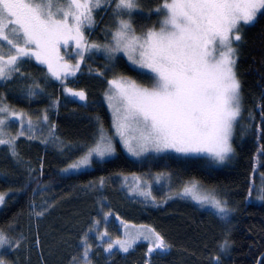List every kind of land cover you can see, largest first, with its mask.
I'll return each mask as SVG.
<instances>
[{"label": "trees", "instance_id": "obj_1", "mask_svg": "<svg viewBox=\"0 0 264 264\" xmlns=\"http://www.w3.org/2000/svg\"><path fill=\"white\" fill-rule=\"evenodd\" d=\"M161 3L139 0V11L131 16L137 32L158 29L163 16L155 9ZM112 8L94 11V25L84 30L88 43L98 37L101 46L110 44L112 35H104V30ZM66 48L74 56L75 47ZM235 49L242 114L231 138L233 153L222 163L175 152L138 157L126 151L115 136L105 100L108 82L121 76L144 86L151 81L124 55L109 59L107 54L105 61L101 51L86 53L76 77L64 81L52 78L44 64L33 58L18 61L19 71L0 81V100L23 114V131L30 130L29 118L33 127L31 138L19 135L18 122L6 128L5 138L18 136L17 156L0 145V194L5 196L0 230L19 244L11 251L0 249L6 264H84L81 241L86 235L91 264H258L264 253V16L243 27ZM69 88L83 91L86 99L72 97ZM101 128L112 139L115 153L103 159L93 156L91 164L72 169L98 142ZM155 175L197 183L226 203L228 219L183 196L182 189L164 198L154 195L152 200L129 194L135 191L132 179L144 183ZM113 178L118 182H112ZM40 211L44 214L37 216ZM112 212L121 227L128 223L153 227L170 247L151 254L146 244L134 245L128 252L118 248L105 252L113 232L103 226ZM105 231L108 236L101 242L98 236Z\"/></svg>", "mask_w": 264, "mask_h": 264}, {"label": "snow or ice", "instance_id": "obj_2", "mask_svg": "<svg viewBox=\"0 0 264 264\" xmlns=\"http://www.w3.org/2000/svg\"><path fill=\"white\" fill-rule=\"evenodd\" d=\"M113 5L116 30L112 43H88L84 30L94 25V11ZM139 8V0H0V81L11 79L12 73L19 71L18 61L24 57L47 65L51 75L60 80L76 74L86 53L104 51L109 59H114L116 53L122 52L151 81L150 86H144L121 76L108 82L106 99L113 125L127 151L134 156L171 151L222 163L233 153L231 138L242 114L233 43L241 40V23L254 24L264 16V0H162L155 9L163 16L158 29L152 27L137 34L131 16ZM70 41L77 49L71 58L79 57L75 64L60 55L61 46H68ZM4 42L9 46L7 53ZM67 92L81 101L86 99L83 91L69 88ZM261 114L264 115V108ZM43 120L47 121V116ZM14 122L21 129L19 135H23V114L0 100V145H6L17 156L18 136L5 138L6 128ZM26 122L31 130L32 120ZM114 153L112 139L101 128L95 146L70 167L78 169L91 164L93 156L103 159ZM140 194L149 196L150 192ZM182 195L210 206L227 219L230 209L226 203L201 194L197 183L186 185ZM4 203L5 196L0 194V206ZM125 235V240H108L104 251L113 253L118 248L128 252L140 238L151 241L149 254L163 253L170 247L154 229H142L136 236ZM107 236L105 231L98 239L103 242ZM14 244L19 248L0 230V249L11 251ZM81 244L84 264H91L87 235ZM223 247H227V242ZM0 264H6L2 256Z\"/></svg>", "mask_w": 264, "mask_h": 264}, {"label": "rangeland", "instance_id": "obj_3", "mask_svg": "<svg viewBox=\"0 0 264 264\" xmlns=\"http://www.w3.org/2000/svg\"><path fill=\"white\" fill-rule=\"evenodd\" d=\"M113 8H114V5H113ZM113 8L111 9V12H110V22L108 24V26L106 27V29L104 31H106L107 33H104V35L106 34H110L112 35L114 33V31L116 30V18H115V15H114V12H113ZM95 14V12H94ZM247 25H244L243 23H241L240 27H239V35L241 36V33H242V29L243 27H245ZM137 34H140L139 32H137ZM98 40V37L96 38V40L93 41V43H97V45H100L99 42H97ZM87 41V39H86ZM71 42V41H70ZM5 43V47H4V52L7 53L8 51V47L6 45V42ZM110 43H112V37H111V40H110ZM236 43L237 42H234L233 43V47L235 48L236 46ZM68 46H74V44H68ZM74 51L76 52L77 49L75 48ZM96 52V51H95ZM117 55H124V53H116ZM60 55L61 56H64L65 57V61H67L68 63L70 64H75L77 63V61H75V59L71 58L73 55L71 54L70 51L67 50L66 46H61L60 48ZM101 55L103 56L104 60L106 61L107 60V53L104 52V51H101ZM125 56V55H124ZM126 57V56H125ZM79 58V57H78ZM77 58V59H78ZM37 63H39L35 58H33ZM40 64V63H39ZM47 69V72L48 74L56 79L55 77H53L51 75V73L48 71V68H47V65H44ZM78 73V71L76 72V74ZM76 74L74 76H69V78H73V77H76ZM118 79V78H117ZM58 80V79H57ZM60 80H65V79H60ZM76 92H79V91H76ZM73 97V96H72ZM77 98V97H76ZM79 100V98H77ZM105 100L107 102V99H106V96H105ZM108 103V102H107ZM12 110V109H11ZM112 112V111H111ZM19 114V113H18ZM24 136L26 137H31L30 135V132L31 130H24ZM40 132V131H38ZM28 133V134H26ZM9 134H13L12 132H9ZM14 136V135H13ZM115 136L116 137H119L117 134H116V130H115ZM121 140V139H120ZM122 141V140H121ZM123 143V142H122ZM124 146V144H123ZM125 148V146H124ZM126 149V148H125ZM127 151V149H126ZM128 152V151H127ZM146 153H156V152H146ZM144 153V154H146ZM167 154H175L171 151L169 152H166ZM160 154H163V153H160ZM179 154V153H178ZM181 155V154H179ZM139 157V156H138ZM142 179H147V177H142ZM125 180V177L123 178L122 180V183L123 181ZM179 181V180H178ZM177 180H175L174 177H167L165 175H155V176H151L149 177L146 181L143 182H136L134 181V179H132V182H133V187L135 189L134 193H133V190H129V194H131V196L133 195H137L139 198H142V199H149V200H152L153 199V196L155 195L156 197H161V198H164L165 196H169V195H173L174 193H180L181 189L183 190L184 187L188 184H184L182 181H179L178 182ZM112 182H118V180H115V178L112 179ZM126 182V181H125ZM137 184H139V187H137ZM130 185V183H129ZM156 185V186H154ZM183 187V188H182ZM137 191H143V192H150V195L149 196H144V195H141L140 192H137ZM199 191L201 194H204V195H208L210 196L208 193H207V190L206 189H203L201 187H199ZM183 193V191H182ZM160 200V199H159ZM212 211H214L215 209L211 208ZM228 217V216H227ZM228 219V218H227ZM226 219V220H227ZM106 221L105 222V226H103V229H107V227L110 229V232H113L111 233V237L114 239H112V241H115L117 239L119 240H125L128 238V236L125 235V233H129L131 236H136L138 234L139 231H141L142 229H154L153 227L151 226H145L143 224L141 225H133L132 223H128V224H125L124 227H121L120 224H117L116 223V220H115V216L113 215V212H112V216H110L109 218L106 217L105 219ZM106 227V228H105ZM121 227V229H120ZM120 229V232H119V236H118V232L116 233V231H118ZM155 230V229H154ZM115 232V233H114ZM155 232H157L155 230ZM158 233V232H157ZM115 239V237H117ZM138 244H146V246L151 247L152 244H151V241H148V240H143L142 238L138 239L137 243H135L134 245H138ZM133 245V246H134Z\"/></svg>", "mask_w": 264, "mask_h": 264}, {"label": "water", "instance_id": "obj_4", "mask_svg": "<svg viewBox=\"0 0 264 264\" xmlns=\"http://www.w3.org/2000/svg\"><path fill=\"white\" fill-rule=\"evenodd\" d=\"M263 257H264V253L259 257L258 264L261 263Z\"/></svg>", "mask_w": 264, "mask_h": 264}]
</instances>
